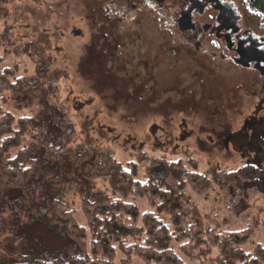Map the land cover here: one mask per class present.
I'll return each mask as SVG.
<instances>
[{
    "label": "rangeland",
    "instance_id": "374dc122",
    "mask_svg": "<svg viewBox=\"0 0 264 264\" xmlns=\"http://www.w3.org/2000/svg\"><path fill=\"white\" fill-rule=\"evenodd\" d=\"M96 6L94 0H0L4 67L16 77L25 75L31 88L19 97L40 110L32 145L58 149L62 139L71 143L61 167L43 159L35 187L29 186L26 195L0 198V264H10L18 253L50 260L73 253L45 216L37 219L36 204L54 196L56 185L66 179L75 187L57 195L62 193L68 207L74 208L82 194L100 195L101 185L89 178L95 170L91 160L102 155L123 165L136 163L141 181L160 177L164 166L175 162L213 178L214 188L206 195L190 186L186 190L198 223L217 221L214 227L238 233L247 253L253 243L264 247V82L200 83L185 65L165 63L171 60L172 42L141 48L123 43L118 28L95 16ZM148 30L136 35L147 42ZM129 46L139 49L129 51ZM19 104L11 101L12 112ZM247 166L259 171L253 179L220 187L219 173ZM82 183L88 186L79 187ZM131 202L142 212L150 210L145 200ZM49 209L42 206L41 214ZM184 260L219 264V254L210 250L197 262ZM133 264L140 263L134 259Z\"/></svg>",
    "mask_w": 264,
    "mask_h": 264
},
{
    "label": "trees",
    "instance_id": "16d2710c",
    "mask_svg": "<svg viewBox=\"0 0 264 264\" xmlns=\"http://www.w3.org/2000/svg\"><path fill=\"white\" fill-rule=\"evenodd\" d=\"M261 2L264 6V0ZM4 54L0 52V198L14 192L26 195L29 186L35 187L32 184L40 176L43 159H47L46 165L59 168L69 156L71 145L65 139L58 149L32 145L33 136L39 133L35 124L40 110H33L20 99V94L31 87L25 75L16 77L4 67ZM14 100L21 104L12 112L10 104ZM53 105L59 107L54 102ZM93 160L94 176L89 181L101 185L100 195L82 194L74 208L68 207L61 198L62 191L73 189L76 183L66 179L56 185L59 190L54 196H44V203L36 204L34 212L38 220L45 216L49 227L68 240L73 253L53 260L18 253L10 264H133L134 259L140 264H187L184 258L197 262L210 250L218 252L219 264H264V247L260 244L253 243V251L247 253L242 248L246 240L240 239L238 233L214 227L212 223L217 221L205 226L198 223L196 205L186 190L190 186L206 195L214 188L213 178L175 162L166 164L160 177L141 181L136 163L123 165L108 155ZM258 173L252 166L219 173V185L229 188ZM83 185L88 186L82 183L79 187ZM59 191L62 193L57 195ZM132 198L145 200L150 210L142 212ZM42 206L50 208L44 215Z\"/></svg>",
    "mask_w": 264,
    "mask_h": 264
},
{
    "label": "flooded vegetation",
    "instance_id": "af4514ba",
    "mask_svg": "<svg viewBox=\"0 0 264 264\" xmlns=\"http://www.w3.org/2000/svg\"><path fill=\"white\" fill-rule=\"evenodd\" d=\"M94 1L98 3L91 9L95 16L118 28L123 43L141 48L172 42L171 60L165 63L185 65L200 83L219 78L230 84L264 82L261 0ZM145 28L149 29L147 42L136 35ZM139 48L128 47L129 51Z\"/></svg>",
    "mask_w": 264,
    "mask_h": 264
}]
</instances>
